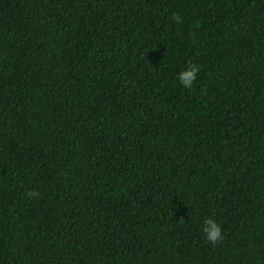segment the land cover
Here are the masks:
<instances>
[{
	"label": "trees",
	"instance_id": "trees-1",
	"mask_svg": "<svg viewBox=\"0 0 264 264\" xmlns=\"http://www.w3.org/2000/svg\"><path fill=\"white\" fill-rule=\"evenodd\" d=\"M0 264H264V0H0Z\"/></svg>",
	"mask_w": 264,
	"mask_h": 264
},
{
	"label": "clouds",
	"instance_id": "clouds-1",
	"mask_svg": "<svg viewBox=\"0 0 264 264\" xmlns=\"http://www.w3.org/2000/svg\"><path fill=\"white\" fill-rule=\"evenodd\" d=\"M172 20L176 24L182 23L181 17L177 13L172 14ZM200 65L191 61L186 62L185 66L180 67L175 73V81L185 90L192 91L200 83L199 80ZM40 193L34 189L26 192L27 199L39 198ZM200 231L204 239L211 245H217L224 240V233L220 222L215 215L203 217L200 221Z\"/></svg>",
	"mask_w": 264,
	"mask_h": 264
}]
</instances>
